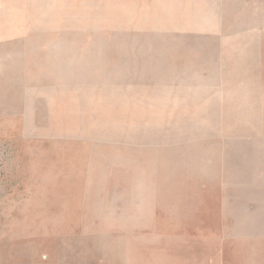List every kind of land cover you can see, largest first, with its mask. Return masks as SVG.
Returning a JSON list of instances; mask_svg holds the SVG:
<instances>
[{
    "label": "rangeland",
    "instance_id": "obj_1",
    "mask_svg": "<svg viewBox=\"0 0 264 264\" xmlns=\"http://www.w3.org/2000/svg\"><path fill=\"white\" fill-rule=\"evenodd\" d=\"M238 1L225 20V0H0V264H264V71L262 118H256L261 132L211 138L224 140L228 154L242 153L243 165L228 155L235 162L222 161L216 171L210 148L199 145L185 147L161 167L142 152L159 146L169 156L178 148L171 134L118 133L96 111L103 90L117 87L123 109L114 117L131 122L140 87L160 84L146 71L156 68L160 75L171 60L176 79H161L157 87L191 76L194 82H215L224 55H234L212 42L221 28L229 36L251 31L264 40V0ZM238 48L249 50L247 44ZM63 53L78 60L99 53L104 58L103 76L89 83L82 118L55 116L34 98L18 109L25 92L35 96L58 87L62 74L45 68ZM154 58L161 62L152 64ZM69 70L75 82L76 71ZM68 98L52 96L53 109ZM185 116L193 117L189 110ZM53 138L84 145L85 162L73 164L81 169L67 170L65 180L46 173L64 166ZM45 157L47 166L41 163ZM118 171H128L125 194L113 181ZM47 178L59 180L41 182L49 183ZM170 178L178 184H168ZM71 184L79 186L72 214L57 194Z\"/></svg>",
    "mask_w": 264,
    "mask_h": 264
},
{
    "label": "bare ground",
    "instance_id": "obj_2",
    "mask_svg": "<svg viewBox=\"0 0 264 264\" xmlns=\"http://www.w3.org/2000/svg\"><path fill=\"white\" fill-rule=\"evenodd\" d=\"M238 2V0H225V3L229 5L227 8L228 10L225 20L230 16L231 11L236 7ZM227 31L226 28H221L218 32V35L214 37V40L212 41L214 43H222L224 48L234 53V55L225 54L223 57L224 66L219 69L216 68L214 70V74L217 78L215 82H194L195 79L193 78V76H191L185 79L184 83L181 84H171L170 86L163 85L161 87H157L163 84V80L161 79H166L168 82L176 79L173 77V68L176 66V63L171 60V63H167L165 65V68H163L160 75L156 72V68L150 67V71H146L151 76L157 77L158 83L160 84L152 85L153 88L146 86L145 88H143L142 86L140 87V91H142V93H139V95L142 98H140L139 96L137 101H134V106L136 109L132 113L135 114L136 118L131 120V122L129 121V123H127L128 121L126 122L124 117L121 119H119L118 117H114L115 115H119L120 113H122L123 109V100L121 99L122 97L119 94L117 87H114V90L118 93L119 97L116 96L117 93L114 91H110L107 89L103 90L101 101L98 102L96 108L97 115L103 117L105 124L109 129L116 130L118 133H123L124 129H128L132 136H134L139 130L152 136L157 132L171 134V137H169V141L173 142V145H177L176 147L178 148H176L177 151L173 150L169 156L163 157L160 154L159 146H146V148H144L143 150H146L147 152H142L148 153L150 159L153 158L155 160H158V163L160 162L161 167L166 166L169 160L173 159V156L180 154L181 151L183 152L185 147L188 146L187 148L189 149V147H198L199 145H207L210 148L209 153L211 156V166L216 171L217 167L222 161L230 159L228 158V155L230 157H234L233 159H238L237 163L243 165V161L245 160L243 158L245 157L241 155L242 153H240L239 156L233 153L228 154V151H225L227 147L225 146L226 142H224V140H213L211 138L214 136H216L217 138L226 136L231 137L232 135H234L233 138H242L245 137L246 134H249L251 136V134L259 132V124L261 122H257L256 118H262V108L260 107L259 101L262 96V72L264 71V68H262V61L264 60V40L262 39V36L256 35L251 31L249 33H239L236 35L231 34V36L226 34ZM212 42H208L209 45L212 46L214 44ZM183 43L187 44V41L184 40ZM242 44H247L249 46V50L248 52H246L247 54H244L243 50H240V48H238L241 47ZM230 48H233L234 51ZM90 58L92 59L84 56L78 60L75 59V56H72V54L70 53L58 54L57 56H55L49 61V66H47L45 70H49L48 73L53 70L54 72H59V74H62V77L60 78L58 83V87H49L42 89L38 91L37 94H34L35 96H33L34 92L31 94L25 92L23 96L20 95L21 99L18 103L19 106L17 108L23 111L22 101L24 102L30 98H34L39 102V104H41L43 108L52 110L55 116L59 117L60 115H66V117L82 118L79 116H81L86 109V104L89 103V100H86V98H88V96L92 92V90L89 88V83L91 82V80H96L99 75V77L103 76L102 70H100V61H103L104 58L100 56V53L97 54V56H90ZM30 60L34 62V59L32 60L30 58ZM165 61H168V59L166 58ZM157 62H161V59L154 58L152 64H156ZM69 66L72 67L74 71H76L77 79L75 82L69 77ZM92 66H94V68ZM34 67L35 66H33V68ZM51 67H58L59 70L52 69ZM31 71V75L35 77L32 68ZM219 71H221V73H219ZM118 83L119 82H108V85L116 86L118 85ZM118 87H120V85ZM132 92L136 94L137 91L132 90ZM57 93L62 96H69L70 98H68V102L64 106L57 105L54 106L53 109L51 97L56 95ZM6 96L10 95L7 94ZM202 97H207L209 99L207 102H202ZM187 110H189L192 114V119H189L187 116H185ZM169 114H171L170 116L174 115V117L169 118ZM138 125H141L142 129H139ZM232 127L237 128L236 132L227 134L226 132ZM156 144L158 143L156 142L155 145ZM52 145L53 149L59 150L61 156H64V158L60 160L61 162H64V166L60 167L57 172L53 173L50 172V170L44 169L46 170V173H48L49 175L55 173L60 177H64L67 173V170H78V168L81 169V166L75 167L73 164H82L85 162L86 158L84 157L83 152L84 145H78L69 142L62 143L59 138H53ZM259 146L258 148L261 147ZM130 152L134 151H129V153ZM233 159L230 160L234 161ZM41 163L42 165L47 166L48 163L46 162V157L42 160ZM231 163L232 162H229V164ZM253 174L254 173H252V175ZM171 176L174 175L172 174ZM113 177V181L115 182V184L117 183V185H121L124 187L125 194L127 191V183L129 182L128 171H118L115 173V175H113ZM65 179H67L66 176L64 180ZM79 179L80 178L76 177V180ZM57 180H59V178L54 180H51V178H49V183L46 181L41 182L51 185L53 183H56ZM119 181H122L123 183H118ZM168 184L177 185L178 180L170 178ZM78 189V185L74 186L71 184V190H66L63 192L61 191L57 193L62 198V200L60 201L61 206L65 208V210H68L70 214H72L74 209L73 204L77 203L75 200H73V197L78 192ZM65 257L67 258L66 255ZM72 258H76L74 254L70 255V259ZM62 264L82 263L67 262V260H65V262H62Z\"/></svg>",
    "mask_w": 264,
    "mask_h": 264
}]
</instances>
